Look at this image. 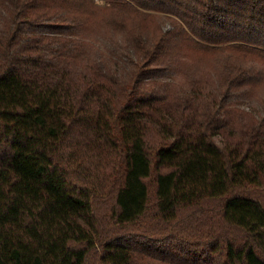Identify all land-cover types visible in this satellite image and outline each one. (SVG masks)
Wrapping results in <instances>:
<instances>
[{
	"label": "trees",
	"instance_id": "16d2710c",
	"mask_svg": "<svg viewBox=\"0 0 264 264\" xmlns=\"http://www.w3.org/2000/svg\"><path fill=\"white\" fill-rule=\"evenodd\" d=\"M0 264H264V0H0Z\"/></svg>",
	"mask_w": 264,
	"mask_h": 264
}]
</instances>
